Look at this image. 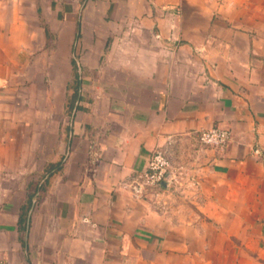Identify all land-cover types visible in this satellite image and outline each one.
<instances>
[{
    "label": "crops",
    "instance_id": "crops-1",
    "mask_svg": "<svg viewBox=\"0 0 264 264\" xmlns=\"http://www.w3.org/2000/svg\"><path fill=\"white\" fill-rule=\"evenodd\" d=\"M0 264H264V0H0Z\"/></svg>",
    "mask_w": 264,
    "mask_h": 264
},
{
    "label": "built area",
    "instance_id": "built-area-1",
    "mask_svg": "<svg viewBox=\"0 0 264 264\" xmlns=\"http://www.w3.org/2000/svg\"><path fill=\"white\" fill-rule=\"evenodd\" d=\"M199 140L204 146L216 150L223 148L231 139V131L220 127H212L199 132ZM172 164L168 149L165 146L156 148L150 157L148 168L136 174L128 183L134 196L149 198L159 196L163 182L172 183L176 178L172 175Z\"/></svg>",
    "mask_w": 264,
    "mask_h": 264
},
{
    "label": "water",
    "instance_id": "water-1",
    "mask_svg": "<svg viewBox=\"0 0 264 264\" xmlns=\"http://www.w3.org/2000/svg\"><path fill=\"white\" fill-rule=\"evenodd\" d=\"M168 184H169L168 181H164V182H163V185H164V186H168Z\"/></svg>",
    "mask_w": 264,
    "mask_h": 264
}]
</instances>
